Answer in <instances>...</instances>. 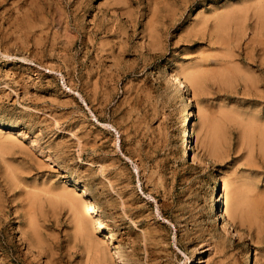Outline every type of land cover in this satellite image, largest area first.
I'll return each mask as SVG.
<instances>
[{"label":"rangeland","instance_id":"1","mask_svg":"<svg viewBox=\"0 0 264 264\" xmlns=\"http://www.w3.org/2000/svg\"><path fill=\"white\" fill-rule=\"evenodd\" d=\"M242 1L0 3V264H92L96 244L106 264H244L248 250L264 264V150L247 128L264 124V43L253 20L237 42L211 19ZM216 38L230 39L228 52ZM190 72L194 165L182 155L174 83ZM222 178L240 192L234 235L213 223ZM83 186L107 226L91 236L49 195ZM33 223L41 254L22 237Z\"/></svg>","mask_w":264,"mask_h":264},{"label":"bare ground","instance_id":"2","mask_svg":"<svg viewBox=\"0 0 264 264\" xmlns=\"http://www.w3.org/2000/svg\"><path fill=\"white\" fill-rule=\"evenodd\" d=\"M4 0H0V3ZM29 14H23L21 21H23L22 28H29ZM211 19H213L214 31L219 34H228L229 30L232 29L234 31V35H232L233 41L239 40V38L249 29V20H253V26L250 28L253 36L252 39L257 40L261 43H264V0H244L239 4L226 6L222 11H219L212 15ZM207 23V18L204 19L202 25ZM97 25V24H96ZM207 30V29H206ZM228 40V41H227ZM222 41L221 38H216L217 42H221L224 44L226 52L230 49V39ZM25 48V47H24ZM234 48V47H233ZM227 56V55H225ZM199 70V69H198ZM206 70V69H205ZM219 74H226L224 69L219 70ZM184 82H188L191 84H198V75L190 72L188 75H185L183 79H179L178 75H174V83L178 89V94L176 95V102L184 107L183 115L180 118V122H182L183 127L181 131V140H182V155L184 158L188 159L191 165L197 164V157L193 151L192 143H191V134L188 131L189 126V112L187 111V96L185 95V84ZM248 122V121H247ZM247 128L250 133L257 132L258 138L260 140V148L264 150V124L256 121L255 119L250 120L247 123ZM16 129V128H15ZM14 130V129H13ZM3 131V130H2ZM4 132V131H3ZM6 133V137L13 138L12 133L8 130ZM0 147V149H3ZM12 178H17L16 175L12 174ZM221 178V177H220ZM74 185H80L79 181L76 178L72 179ZM43 183V182H42ZM82 194H78L75 190H66L63 188H54L49 190L50 200L62 198L64 199L72 208L77 218V221L82 229V231L90 232L91 236V227L95 228V224L100 225L104 230L107 229V226L102 223L99 217L91 215L89 212L90 208L94 206L96 203L89 199L88 190L85 186L82 187ZM222 190L224 193H222ZM32 191V190H31ZM29 208L30 213L35 212L36 208V195L34 193H29ZM240 192L235 188L234 184L229 180L222 178L221 184H216L211 191V210L213 212V220L214 224L218 226L222 230V232L226 234H235V219L242 215V211L240 210ZM257 201L252 202L251 209L245 213L247 216L254 217L256 216V207ZM121 204V202H120ZM122 205V204H121ZM43 211V210H42ZM30 222L35 218V214H31ZM28 227L31 229L30 233L26 234V232L22 233V237L25 243L28 244L29 249H37V254H41L38 248V233L36 230V223L29 224ZM90 227V228H89ZM143 236V235H142ZM143 241V239H142ZM245 256L242 258V263L244 264H252L250 251H246ZM152 257V256H151ZM92 264H106L107 260L105 257V253L103 250L99 251L97 249V244L94 247V253L92 254ZM191 261V260H190ZM27 263V262H26ZM27 264H32L28 262Z\"/></svg>","mask_w":264,"mask_h":264}]
</instances>
